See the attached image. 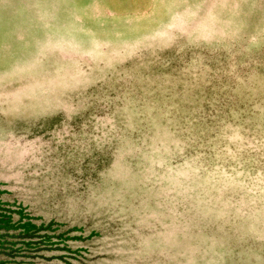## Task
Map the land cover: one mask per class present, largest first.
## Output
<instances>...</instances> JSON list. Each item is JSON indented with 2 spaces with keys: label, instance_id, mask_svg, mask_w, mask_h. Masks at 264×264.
Segmentation results:
<instances>
[{
  "label": "rangeland",
  "instance_id": "obj_1",
  "mask_svg": "<svg viewBox=\"0 0 264 264\" xmlns=\"http://www.w3.org/2000/svg\"><path fill=\"white\" fill-rule=\"evenodd\" d=\"M0 264H264V0H0Z\"/></svg>",
  "mask_w": 264,
  "mask_h": 264
}]
</instances>
